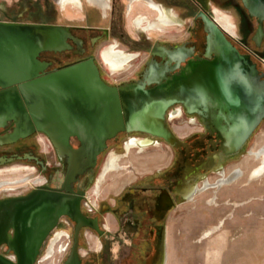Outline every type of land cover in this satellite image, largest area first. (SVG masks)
<instances>
[{
  "label": "flooded vegetation",
  "instance_id": "af4514ba",
  "mask_svg": "<svg viewBox=\"0 0 264 264\" xmlns=\"http://www.w3.org/2000/svg\"><path fill=\"white\" fill-rule=\"evenodd\" d=\"M55 1L63 9L61 25L20 18L0 23L61 27L63 50L38 57L48 65L45 75L94 63L118 94L122 122L112 100L52 114V134L41 132L44 123L33 117L0 113V167L26 163L42 176L33 186L2 190L0 264L25 257H34L33 264H184L183 241L193 227L183 223L193 211L188 204L205 182L229 175L264 125V0ZM161 13L175 23L146 32ZM133 30L167 36L134 37ZM106 52L123 63L120 71L104 63ZM172 88L177 94L168 102L142 122H128L125 108L133 107L123 99L128 104L134 91ZM116 128L122 129L109 131ZM40 135L49 160L37 153ZM65 139L79 154H59L55 141ZM132 142L138 155L161 149L162 158L131 162L113 185L105 180L98 188L102 158L114 148L127 152L119 162L129 158Z\"/></svg>",
  "mask_w": 264,
  "mask_h": 264
},
{
  "label": "rangeland",
  "instance_id": "374dc122",
  "mask_svg": "<svg viewBox=\"0 0 264 264\" xmlns=\"http://www.w3.org/2000/svg\"><path fill=\"white\" fill-rule=\"evenodd\" d=\"M0 8L5 12L0 11V19L20 18L30 22L63 24V9L55 0H0ZM78 14L77 11H72L73 16ZM176 29L172 26L169 31ZM147 35L154 39L167 36L159 32L139 34L133 30L134 37ZM38 138L41 144L37 153H43L44 159L49 160V144L42 135ZM263 149L264 125L250 142L245 155L228 168L229 175L226 178L235 175L237 171H241L240 177L222 188H210L201 192L188 204V209L193 211L185 216L183 223L193 227L188 228V238L183 241L185 247L182 248L181 258L184 264H264V173L254 177V172L262 167V161L256 159V155ZM147 152L149 154L138 155L135 150H131L129 158L118 163V171L131 165V162L145 163L146 158L149 161L162 158L161 149H149ZM114 153L119 157L126 156L121 148L110 150L101 160L96 182ZM118 171L105 175V185L111 186L113 181L120 179L122 173ZM38 178L41 179L42 176L33 165L19 162L6 164L0 167V195L3 189L33 186ZM224 178L223 176L210 184L214 187ZM204 186L205 184L202 190ZM217 219L221 221L219 224L215 223ZM212 221L214 224L209 225ZM210 226H214V229L206 231L205 227Z\"/></svg>",
  "mask_w": 264,
  "mask_h": 264
},
{
  "label": "water",
  "instance_id": "95a60500",
  "mask_svg": "<svg viewBox=\"0 0 264 264\" xmlns=\"http://www.w3.org/2000/svg\"><path fill=\"white\" fill-rule=\"evenodd\" d=\"M62 38L63 29L58 26L0 23V88L3 90L0 94V113L16 111L27 119L33 117L44 123L39 127L41 132L52 134L47 125L52 114L75 109L89 111L105 104L104 101L112 100L111 104L117 106L116 121L121 123L118 94L101 81L94 63L45 75L48 65L41 63L38 57L45 51L61 52ZM228 51V56L232 57L233 53ZM125 93L121 91L122 95ZM139 94L141 96L134 91L133 101L128 104L123 99L125 107H133H124L130 112H126V115L129 114L128 122H142L147 114H152L154 107L168 102L177 93L172 88L146 94L141 90ZM120 129L109 131L114 134ZM68 131L70 127L61 129L66 137ZM55 147L60 155L79 154V151L72 149L67 139L63 144L55 141ZM7 203H2L1 207ZM33 261L34 257L20 258L18 264H33ZM4 263L2 260L1 264Z\"/></svg>",
  "mask_w": 264,
  "mask_h": 264
},
{
  "label": "bare ground",
  "instance_id": "6f19581e",
  "mask_svg": "<svg viewBox=\"0 0 264 264\" xmlns=\"http://www.w3.org/2000/svg\"><path fill=\"white\" fill-rule=\"evenodd\" d=\"M61 1H62V4H63V2L66 1V0H61ZM71 1L74 2L75 0H71ZM159 16H160V20L158 22L156 21L154 23H150L149 26L145 28L146 32H149V31H152V30L153 31H158L162 27L166 28L167 25L175 23L173 18L171 17V15L167 16V15H164L163 13H161V15H159ZM160 30H162V29H160ZM111 51H112V49H111ZM114 56H112L109 52L104 53V55H103V58H104V61H105L104 63H106V65L111 70V72H118V71H120L123 68V63L121 61H118L117 59H114ZM135 145H136L135 142H132V143L128 144L126 146L127 151H130L132 148L135 147ZM141 152H144V149H141ZM256 157H257L256 159L262 161V167H260L258 170H256L254 172V177H258V176L262 175V173H264V149L262 151H260L259 153H257ZM119 160H120V157L116 156L115 154H112L110 156L109 161H108L107 165L105 166V168L103 169L98 182H96L97 183L96 186L98 188L102 184L103 180H105L104 177H105V175L107 173H109L111 171L114 172V171H118L119 170V165H118ZM240 175H241V171H237L235 173V175H233V176H231L229 178L225 177L220 182H218L216 184V186H214V187L210 183H205L204 189L201 192L207 191L210 188L217 189V188H222L225 185L232 184L236 178L240 177Z\"/></svg>",
  "mask_w": 264,
  "mask_h": 264
}]
</instances>
